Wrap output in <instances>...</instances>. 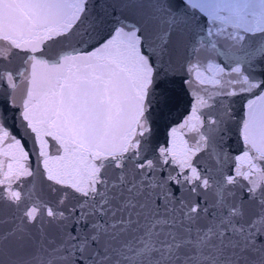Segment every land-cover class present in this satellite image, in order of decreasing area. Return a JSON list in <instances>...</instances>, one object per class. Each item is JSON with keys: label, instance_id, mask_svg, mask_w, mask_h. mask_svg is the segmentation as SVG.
Segmentation results:
<instances>
[{"label": "water", "instance_id": "water-1", "mask_svg": "<svg viewBox=\"0 0 264 264\" xmlns=\"http://www.w3.org/2000/svg\"><path fill=\"white\" fill-rule=\"evenodd\" d=\"M0 264H264V0H0Z\"/></svg>", "mask_w": 264, "mask_h": 264}]
</instances>
